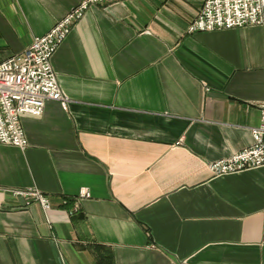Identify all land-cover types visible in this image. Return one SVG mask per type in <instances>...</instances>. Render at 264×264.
<instances>
[{
	"label": "crops",
	"instance_id": "crops-1",
	"mask_svg": "<svg viewBox=\"0 0 264 264\" xmlns=\"http://www.w3.org/2000/svg\"><path fill=\"white\" fill-rule=\"evenodd\" d=\"M81 0H0V63ZM202 0L93 6L53 66L67 108L0 143V264H264V166L208 163L254 143L264 24L190 33ZM37 188L45 210L14 190ZM86 189L89 197L81 198Z\"/></svg>",
	"mask_w": 264,
	"mask_h": 264
},
{
	"label": "built area",
	"instance_id": "built-area-1",
	"mask_svg": "<svg viewBox=\"0 0 264 264\" xmlns=\"http://www.w3.org/2000/svg\"><path fill=\"white\" fill-rule=\"evenodd\" d=\"M128 0H81L44 35L36 36L21 53L0 63V143L25 149L29 142L23 127L25 116L39 117L47 101L54 100L67 108L64 94L53 66V57L67 39L74 25L93 6H109ZM264 24V0H202L190 23V33L233 29ZM254 143L230 157L208 163L215 175L236 173L264 166V106L262 119L252 128ZM31 197L45 210L51 208L49 197L37 188L14 190ZM90 193L83 189L81 198Z\"/></svg>",
	"mask_w": 264,
	"mask_h": 264
}]
</instances>
